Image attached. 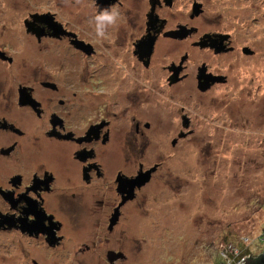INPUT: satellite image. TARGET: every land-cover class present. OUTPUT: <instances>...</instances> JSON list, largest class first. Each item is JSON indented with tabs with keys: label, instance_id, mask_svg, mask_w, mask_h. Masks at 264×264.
<instances>
[{
	"label": "flooded vegetation",
	"instance_id": "af4514ba",
	"mask_svg": "<svg viewBox=\"0 0 264 264\" xmlns=\"http://www.w3.org/2000/svg\"><path fill=\"white\" fill-rule=\"evenodd\" d=\"M231 2L0 0L6 264L124 263L121 225L162 159H183L198 125L218 133L236 123L233 111L226 124L209 106L260 100L244 73L264 52L216 22L226 11L217 5ZM113 8L116 22L97 36L95 16Z\"/></svg>",
	"mask_w": 264,
	"mask_h": 264
},
{
	"label": "rangeland",
	"instance_id": "374dc122",
	"mask_svg": "<svg viewBox=\"0 0 264 264\" xmlns=\"http://www.w3.org/2000/svg\"><path fill=\"white\" fill-rule=\"evenodd\" d=\"M223 6L224 16L216 21L219 29L232 26L240 44L247 43L249 34L264 52V0H232L217 9ZM248 64L254 70L246 64L244 78L260 100L242 95L234 99L230 112L223 103L209 106L208 115L220 114L226 124L233 111L236 123L218 133L198 125L183 159H162L163 168L129 207L121 225L126 235L123 264H245L249 255L263 253L264 76L255 66L264 67V54ZM157 103L165 105L159 97ZM5 258L0 249V264H6ZM75 264L107 263L77 259Z\"/></svg>",
	"mask_w": 264,
	"mask_h": 264
},
{
	"label": "clouds",
	"instance_id": "9594fccd",
	"mask_svg": "<svg viewBox=\"0 0 264 264\" xmlns=\"http://www.w3.org/2000/svg\"><path fill=\"white\" fill-rule=\"evenodd\" d=\"M118 18V11L116 9H104L100 10L99 14L95 16L96 21V34L97 36H104L105 24H114Z\"/></svg>",
	"mask_w": 264,
	"mask_h": 264
},
{
	"label": "water",
	"instance_id": "95a60500",
	"mask_svg": "<svg viewBox=\"0 0 264 264\" xmlns=\"http://www.w3.org/2000/svg\"><path fill=\"white\" fill-rule=\"evenodd\" d=\"M147 179H148L147 175L146 176L145 175L137 176L136 182L138 185H140V184L144 183ZM114 258H117V256ZM244 261H245V264H264V251L260 255L259 258L253 259V257L251 255H249Z\"/></svg>",
	"mask_w": 264,
	"mask_h": 264
},
{
	"label": "trees",
	"instance_id": "16d2710c",
	"mask_svg": "<svg viewBox=\"0 0 264 264\" xmlns=\"http://www.w3.org/2000/svg\"><path fill=\"white\" fill-rule=\"evenodd\" d=\"M232 245H234L235 246V243L234 242H232ZM219 257H220V254H219ZM260 257V256H259Z\"/></svg>",
	"mask_w": 264,
	"mask_h": 264
},
{
	"label": "built area",
	"instance_id": "2783aa9c",
	"mask_svg": "<svg viewBox=\"0 0 264 264\" xmlns=\"http://www.w3.org/2000/svg\"><path fill=\"white\" fill-rule=\"evenodd\" d=\"M245 258V257H244Z\"/></svg>",
	"mask_w": 264,
	"mask_h": 264
}]
</instances>
